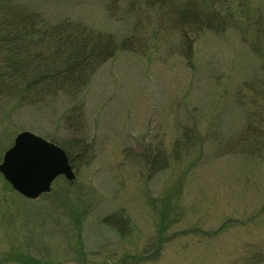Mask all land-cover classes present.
Instances as JSON below:
<instances>
[{
	"label": "rangeland",
	"instance_id": "obj_1",
	"mask_svg": "<svg viewBox=\"0 0 264 264\" xmlns=\"http://www.w3.org/2000/svg\"><path fill=\"white\" fill-rule=\"evenodd\" d=\"M11 1L123 46L77 97L0 87V163L30 131L74 173L35 199L0 173V264H264V0L188 38L172 0Z\"/></svg>",
	"mask_w": 264,
	"mask_h": 264
},
{
	"label": "trees",
	"instance_id": "obj_2",
	"mask_svg": "<svg viewBox=\"0 0 264 264\" xmlns=\"http://www.w3.org/2000/svg\"><path fill=\"white\" fill-rule=\"evenodd\" d=\"M177 3L170 12L175 18L174 26L185 37L188 30L198 33L220 30L229 24L227 19L235 20L226 0H172L168 4L170 7ZM122 44L112 34L87 29L81 22L68 19L48 22L26 6L0 0V87L6 95L15 92L22 104L58 93L77 97L98 67ZM185 133L184 139L188 134ZM58 146L69 155L67 147ZM161 246V240L150 244L147 254H157Z\"/></svg>",
	"mask_w": 264,
	"mask_h": 264
},
{
	"label": "water",
	"instance_id": "obj_3",
	"mask_svg": "<svg viewBox=\"0 0 264 264\" xmlns=\"http://www.w3.org/2000/svg\"><path fill=\"white\" fill-rule=\"evenodd\" d=\"M0 173L20 195L35 199L51 190L53 180L63 175L74 179L66 152L57 144L30 131H22L4 153Z\"/></svg>",
	"mask_w": 264,
	"mask_h": 264
}]
</instances>
